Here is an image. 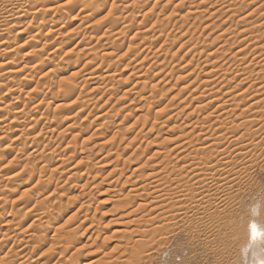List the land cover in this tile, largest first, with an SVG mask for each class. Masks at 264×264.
<instances>
[{"label": "rangeland", "instance_id": "1", "mask_svg": "<svg viewBox=\"0 0 264 264\" xmlns=\"http://www.w3.org/2000/svg\"><path fill=\"white\" fill-rule=\"evenodd\" d=\"M28 1L31 2L3 0L2 3L0 0V264H6L7 259V264H65L76 254H81L80 264H89L92 259L103 258L106 253V261L120 256L118 264H235L243 256V250L237 245L240 238L247 236V221H259L261 215L264 216V147L247 153L243 151L242 154L231 150L228 169L237 173L230 178L235 185L226 186L221 197L224 199L223 207L216 214L211 211L202 216L183 214L171 220L173 212L169 211V207H134L124 211L118 208V204L126 200L129 194L133 196L136 193L132 191L135 186L150 182L147 173L155 160L149 161L143 172L134 176L132 172L142 167L154 152L161 151V159L167 156L169 161L177 162L173 158L179 152L175 150L173 154H167V150L174 146L165 141L186 134L188 131L183 127L194 123L189 120L204 119L207 112L215 111L216 105L225 100L231 107L235 100L232 97L237 98L251 85L253 87L258 82L253 83L259 72L263 74V83L264 66L255 65V57L259 54L254 56L249 53L255 50L256 43L249 39L245 41V36L241 37L240 30L246 28L242 29V23L237 25L239 18L235 12L245 8L250 13L264 4V0H42L41 3L46 6L45 13L38 16L32 15L31 6L32 2L40 3V0ZM17 5L30 8L23 9L29 10V15H12L6 20L8 14L5 12ZM256 16L258 14L253 18ZM231 17L230 21L227 20ZM233 31H237L238 39L235 33L232 39ZM250 42L253 46H249ZM223 45L228 50L221 52ZM258 45L263 48L264 40ZM219 46L221 50L218 54L221 55L212 56L206 63L208 52L212 49L215 51ZM255 47L260 49L257 44ZM202 51L206 52L200 55ZM244 53L248 62L254 60L249 69L254 70L255 75L253 80L248 79L246 85L240 86L243 83L241 73L238 74L233 68L236 65L230 69L233 61L236 63ZM211 62L215 63L217 70L212 69L214 63ZM223 69H229L228 75L231 76L227 79L230 81L228 87L227 80L220 81ZM16 70L19 72L15 73ZM214 70L216 73L220 71L216 76L218 78L208 76ZM236 74L239 77L233 80ZM219 78L218 85L216 82ZM210 79L214 81V86H218L216 91H220L216 94V100L223 101L216 102L213 110L211 107L195 115L193 110L209 93L207 89L215 88L212 84L207 88L202 83ZM68 85H74L77 90L69 100L65 99ZM222 89L232 95L223 96ZM256 90L250 89L242 95L245 98L239 97L232 106L238 107L237 104L245 99L247 103L258 99L255 97L251 100L257 94ZM200 93H205L204 97ZM263 115L259 118L264 124ZM233 118L230 120L240 122ZM261 125L251 130L249 138L257 136L254 138L257 141L264 140ZM245 128L242 127V131L236 129V136L242 134L246 138ZM197 135L191 136L190 140ZM246 164L249 167L247 172ZM123 168L125 173L118 182L115 179ZM113 170L117 172L114 174ZM141 174L144 176L139 178ZM127 177H130L129 180ZM113 181L116 182L112 184ZM81 193L91 195L86 199ZM144 196L146 201L149 200L143 203L148 205L150 196ZM206 200L204 205H208L209 199ZM84 202L90 207H82L81 203ZM256 209L260 210L258 215L254 212ZM131 210L137 214L127 218ZM50 211L54 214L53 219L47 215ZM156 212L165 219L164 222L160 221L162 219ZM124 215L127 217L123 218ZM154 217L157 218L156 222L153 221ZM46 220L52 222L45 225ZM41 223L44 224L43 228L40 227ZM159 224L164 228L160 229ZM44 226L49 228L44 230ZM37 229L40 231H35ZM64 230H78L75 234L82 237L77 239L79 243L73 241L74 244L68 246L62 245V241L57 243L56 233H63ZM123 231H129L128 235L125 233L126 237ZM32 235L34 238L31 239ZM127 237L129 242L126 241ZM58 239L61 240L60 237ZM94 240L97 241L95 244ZM135 243L142 245L141 255H133L127 249L131 251L130 247H134ZM118 245L122 246L120 251L114 250ZM90 246V250L86 249ZM64 247L67 250L63 251ZM261 247L264 258V241ZM116 250L119 252L117 255ZM112 251L115 257L111 256L114 255Z\"/></svg>", "mask_w": 264, "mask_h": 264}, {"label": "bare ground", "instance_id": "2", "mask_svg": "<svg viewBox=\"0 0 264 264\" xmlns=\"http://www.w3.org/2000/svg\"><path fill=\"white\" fill-rule=\"evenodd\" d=\"M6 1V0H5ZM15 1V0H14ZM20 1V0H19ZM26 1V0H25ZM243 1V0H242ZM246 1V0H245ZM13 2V1H12ZM29 3H31L32 2V0H31V2L30 1H28ZM27 2V3H28ZM42 2V0H40V3H38V2H32V15H36L37 14V16H38V14H40L41 15V13H45L44 11H45V8H46V6H44L43 5V3H41ZM43 2H44V0H43ZM206 2V1H205ZM255 2V1H254ZM2 3H3V0H2ZM6 3H9V2H6ZM28 3V4H29ZM86 3H87V1H86ZM224 3H226V2H224ZM231 3V2H230ZM241 3V2H240ZM244 3V2H243ZM242 3V4H243ZM246 3V2H245ZM244 3V5H246ZM256 3V2H255ZM238 4V3H237ZM251 4V3H250ZM261 4V3H260ZM14 5V4H13ZM12 5V6H13ZM29 5H31V4H29ZM65 5V4H64ZM230 5V4H229ZM18 6V5H17ZM14 6V7H10L12 10H9V11H7V12H5L6 13V15L8 14V16L6 17V20L9 18V17H13L12 15H15V17H16V15H20V14H23V13H25L26 14V16H28L29 15V10L28 11H23V9L24 8H26V9H30V8H28V7H20V6ZM211 6H213L214 7V5H211ZM225 6V5H224ZM9 7V6H8ZM87 7V6H86ZM131 7V6H130ZM229 8H230V6H228ZM241 7V6H240ZM245 7V6H244ZM243 7V8H244ZM4 8V7H3ZM2 8V9H3ZM5 8H6V6H5ZM4 8V9H5ZM9 8V9H10ZM242 8V7H241ZM50 9H52V8H50ZM50 9L49 10H47V11H50ZM126 9V8H125ZM226 9V8H225ZM240 9V8H239ZM263 9V11L260 13V11ZM6 10V9H5ZM127 10V9H126ZM190 10V9H189ZM237 10H238V8H237ZM236 10V11H237ZM2 10H0V12H1ZM4 11V10H3ZM95 11V10H94ZM129 11V10H128ZM195 11V10H194ZM233 11V10H232ZM132 12H133V10H132ZM224 12V11H223ZM230 12V10L228 11V13ZM3 13V12H2ZM1 13V14H2ZM195 13V12H194ZM201 13V12H200ZM227 13V12H226ZM237 13V18H239V22H238V26L242 23L244 26H243V28L242 29H245L244 31H241L240 30V32H241V37H244L245 36V38H247V39H245V41H247L248 39V41H255V42H252L253 44H257V46L259 47V43H261V42H263V40H264V4H262V5H260L259 6V8H254L253 10H251V12L249 13V12H246V9L244 8L243 10L242 9H240L239 11H237V12H235V14ZM260 13V14H259ZM4 14V13H3ZM94 14V13H93ZM230 14V13H229ZM234 14V15H235ZM256 14H258V16H256V18H253V17H255V15ZM31 15V14H30ZM231 15V14H230ZM1 16V15H0ZM132 16V15H131ZM233 16V15H232ZM34 17V16H33ZM128 17V16H127ZM129 17H130V15H129ZM186 17V16H185ZM220 17V16H219ZM229 17V16H228ZM235 17V16H234ZM233 17V18H234ZM182 18V17H181ZM187 18H188V16H187ZM145 19V18H144ZM232 19V17L230 18V19H227V20H231ZM235 19V18H234ZM234 19H233V21H234ZM4 20H5V18H4ZM112 21V20H111ZM142 21H143V19H142ZM200 21V20H199ZM233 21H231V22H233ZM116 22V21H115ZM114 22V23H115ZM227 22V21H226ZM235 22V21H234ZM193 23V22H192ZM170 24V23H169ZM231 24V23H230ZM174 25V24H173ZM200 25V24H199ZM232 25H233V23H232ZM235 25H236V23H235ZM237 25H236V27H237ZM1 26V25H0ZM114 26H116V25H114ZM158 26V25H157ZM217 26V25H216ZM162 27V26H161ZM180 27V26H179ZM182 27H183V25H182ZM40 29V31H42L43 30V28L42 27H40L39 28ZM38 29V30H39ZM183 29V28H182ZM193 29V28H192ZM228 29L229 28H227V31H228ZM235 29V28H234ZM237 29V28H236ZM235 29V30H236ZM40 31H38V32H40ZM105 31V30H104ZM157 31V30H156ZM226 31V30H225ZM230 31H231V29H230ZM139 32V31H138ZM160 32H161V30H160ZM235 32H237V31H233V37H232V39L234 38V33ZM239 32V33H240ZM40 33H42V32H40ZM141 33H143V32H141ZM152 33V32H151ZM186 33V32H185ZM227 33V32H226ZM106 34V33H105ZM154 34V33H153ZM161 34V33H160ZM159 34V35H160ZM162 34H164V33H162ZM238 34V33H237ZM39 35V34H38ZM42 35V34H41ZM141 35V34H140ZM240 35V34H239ZM34 36H35V39H37V34L35 33L34 34ZM40 36V35H39ZM147 36V35H146ZM139 37V36H138ZM178 37V36H177ZM180 37H182V36H180ZM224 37V36H223ZM235 37H237V39H238V35L236 36V33H235ZM241 37H239V38H241ZM34 38V37H33ZM166 39V38H165ZM218 39V38H217ZM241 40H242V38H241ZM171 41V40H170ZM190 41V40H189ZM218 41V40H217ZM227 41V40H226ZM230 41V40H229ZM238 41H240V40H238ZM244 41V42H245ZM228 42V41H227ZM226 42V43H227ZM235 42V41H234ZM189 43V42H188ZM190 43H191V41H190ZM229 43H231V42H229ZM237 43V42H236ZM247 43H249V42H247ZM252 43L250 42V44H249V46L250 45H252ZM197 44V43H196ZM231 44H234V43H231ZM230 44V45H231ZM240 44V43H239ZM241 44H242V42H241ZM255 44V45H256ZM263 44V43H262ZM174 45H175V43H174ZM255 45H254V48H255V50L254 51H252V52H249L250 54H254V56H256L257 55V53L259 54L257 57H255V59H257V62H256V64L255 65H257V66H264V46H263V48H262V46L261 47H259L260 49H258L257 50V48L255 47ZM48 46V45H47ZM138 46V45H137ZM248 46V47H249ZM253 46V45H252ZM152 47V46H151ZM195 47V46H194ZM220 47L221 46H219L215 51H213V49L210 51V52H208V54H207V59H206V63H208L207 61H209L210 60V58L212 57V56H215V57H217L219 54V52H220ZM228 48V47H227ZM247 48V47H246ZM182 49V48H181ZM208 50V49H207ZM227 51L226 50V47L223 45L222 46V50H221V52H223V51ZM243 50V49H242ZM242 50H241V52H242ZM246 50V49H245ZM248 50V49H247ZM253 50V49H252ZM169 51V50H168ZM213 51V52H212ZM198 52V51H197ZM206 52V51H205ZM204 51H202L201 52V54L200 55H202V53H205ZM238 52H240V51H238ZM238 52H236L235 54H237L238 55ZM246 52V51H245ZM243 53V52H242ZM223 54V53H222ZM225 54V53H224ZM234 54V55H235ZM248 54V53H247ZM220 55H221V53H220ZM219 55V56H220ZM237 55H235V57L237 56ZM240 55V54H239ZM242 55V54H241ZM222 56H224V55H222ZM243 57L242 58H239V59H237L235 62L236 63H234V61H233V64H232V66H231V69L230 70H232V67L234 66V65H236V66H234L233 68L234 69H236V72L239 74V73H241V76H242V80H243V83L242 84H240V86H244V85H246L248 82H246V80H248V79H252L253 78V76L255 75L254 74V70H252L251 71V69H249V67L251 66L250 64H251V62H253V61H250V62H248L247 61V58H246V54L244 53L243 55H242ZM234 57V58H235ZM220 58H223V57H218V59H220ZM205 59H204V61H205ZM236 59V58H235ZM234 59V60H235ZM11 60V59H10ZM239 60V61H238ZM218 61V60H217ZM229 61V60H228ZM230 61H232V60H230ZM229 61V62H230ZM9 62V61H8ZM15 62V61H14ZM215 62V61H214ZM214 62H211V63H214ZM216 63V62H215ZM215 63L214 64H212V65H214V66H212V69H215L217 66L215 65ZM247 63H248V65H247ZM7 65V64H6ZM211 65V64H210ZM19 66V65H18ZM186 66V65H185ZM198 67V66H197ZM207 67H208V65H207ZM222 67V66H221ZM220 67V68H221ZM229 68H230V66H229ZM212 69H210V71L212 70ZM227 69V68H226ZM184 70V69H183ZM215 70H217V68L215 69ZM214 70V72H207L208 73V76L209 77H211V75H212V77L213 76H218L217 74L218 73H220V71L222 70H220V71H217V73H216V71ZM224 70V69H223ZM17 71V70H16ZM228 71H229V69L228 70H224L223 72L224 73H222V76H221V74H220V76L219 77H221V79L222 80H220V78L219 79H217V82H216V84H218L219 83V80L220 81H226L227 79H229V76H230V74L228 75ZM248 71H250L249 73H248ZM12 72V71H11ZM10 72V73H11ZM19 71H17V72H15V73H18ZM222 72V71H221ZM232 72V71H231ZM235 72V73H236ZM259 72V71H258ZM211 73V74H210ZM232 73H234V72H232ZM256 73H257V71H256ZM263 73V72H262ZM192 74H193V72H192ZM191 74V75H192ZM195 75V74H194ZM197 75V74H196ZM233 75V74H232ZM263 74H261L260 72L259 73H257L256 74V76H255V78H254V80L255 81H253V83L254 82H256V81H258L259 82V80H261L259 83V86H258V82L257 83H255V84H253L252 82V84H253V87H252V85H251V87H249L250 86V84H248L247 86L250 88V89H254V88H257V94H255L254 96H252V98H251V100L253 99V98H255V97H257L258 99H253V101L251 102V103H247V101H246V99L244 100V101H241V102H239L238 104H237V106L238 107H235V106H232V104H233V102H232V104L230 103L234 98H235V100H237V99H240L239 97H242V98H245V97H243L244 95H245V93L246 92H248V91H250V89L249 90H247L245 93L244 92H242L241 94L243 95H241V96H239L238 94H237V96H239V97H237L236 98V96H234V97H232L233 99L229 102V104H231V107H230V105H228L226 102H227V100H225L226 102H221V104H218V106L216 105V108H215V111L213 110L214 109V104L216 103V102H219V101H223V100H216V94L218 93L219 94V92H218V90L216 91V87H218V86H214L215 85V83H213L214 81H212L211 79L209 80V81H207V80H203L204 82H202V83H204V85L206 84V86H207V88H208V86H210L212 83L214 84H212L215 88H213V87H211V88H208L207 90H209L208 92L209 93H206L207 95H205V97L203 96L205 93H200L201 95H202V97H204V100H202V101H200V102H198V106H196L195 108H194V110H193V112H195L194 114L196 115V113H198V112H202V111H204L205 109H209V108H211L212 107V112L211 111H209V112H207L206 113V117L204 118V119H199V120H196L195 118V120L193 119V120H189V119H192V118H189L190 117V114H188L189 115V117L187 116V118H189V119H187V120H189V121H194V123H192L191 122V124L189 125V126H185V127H183L185 130L187 129V133L185 134L184 133V135L183 136H178L175 140H172V141H165V143H172V145L174 146V148H172L171 150H167L168 151V153L167 154H173L172 152L173 151H178L179 152V154H178V156L177 157H175L174 156V158L173 159H176L177 160V162L176 163H173V161H169L168 160V157L167 156H165V158L164 159H161V154H163L161 151H156V152H154L153 154H152V156H151V158L150 159H148L147 158V162L146 163H144V165L142 166V167H137L135 170H133V172H132V175L134 176V175H136L138 172H140V171H142V169L144 168V167H146V166H148V163H149V161H153V160H155V161H153V165L150 167L151 169L149 170V173H147V179L150 181V182H145L144 184H142L141 183V185H138V186H135V188L132 190L133 192H136L133 196H131L130 194H129V196L127 197V199L126 200H122V201H120L119 202V204H118V208L119 209H122V210H124V211H127V209L129 210V208H134V207H148V208H150V207H159L160 209H162L161 207H169V211H171L172 210V212H173V214L172 215H170V219L172 220V217H173V219L176 217V216H179V215H183V214H186V215H189V214H192V215H198V216H202V215H204V214H206L208 211H211L210 213H218V211L221 209V207H223V201H224V199H221V197H222V193H223V196H224V193H225V188H226V186H228V188H229V186L231 185V187H233L234 185H235V183L233 184V181H232V179H230L232 176H234V174L235 173H233L234 172V170L232 171V169L230 170V169H228V166L230 167V165H231V163L229 162L230 161V159H231V156H230V154L232 153V151L231 150H235L236 152H238V153H241V152H243V151H246V153L247 152H249V151H252V150H254V151H256L257 149H259V148H261V147H264V140L262 139L261 141H257V139H254V138H256V137H253V135H252V137L253 138H249V135L252 133L251 132V130H253V128H258L259 126H260V124L262 123V125H263V128H264V124H263V121H261V119L259 118V117H261V115H263L262 114V112H264V81H263V83H262V76ZM114 76H115V74H114ZM237 76L239 77V75H235L232 79L233 80H235V77L237 78ZM187 77V76H186ZM185 77V78H186ZM207 77V76H206ZM231 77V76H230ZM25 78V77H24ZM216 78H218V77H216ZM231 79V80H232ZM213 80H214V78H213ZM237 80V79H236ZM241 79H240V81H242ZM253 80V79H252ZM226 82H228V80L226 81ZM222 83V82H221ZM220 83V84H221ZM230 83V81L228 82V83H226L227 84V87H228V84ZM249 83H250V80H249ZM94 85V84H93ZM187 85V84H186ZM190 85V84H189ZM192 85V84H191ZM219 85V84H218ZM224 85H225V83H224ZM230 85V84H229ZM239 85V84H238ZM236 86V85H235ZM97 87V86H96ZM231 87V86H230ZM234 87V86H233ZM220 88H222L221 87V85H220ZM245 88V87H244ZM67 89V92H66V95H65V99H67V100H69V99H71L72 98V96L73 95H75L76 93H77V90H76V88L74 87V85L72 86V87H69V85H68V88H66ZM196 89V88H195ZM224 89V88H223ZM221 90L222 91V93H224L223 94V96H228V95H230L231 93H227L226 91V95H225V92H223L224 90ZM228 89H230V88H228ZM181 90V89H180ZM182 90H183V88H182ZM197 90H199V87L197 88ZM196 90V91H197ZM215 90V91H214ZM225 90H227L226 88H225ZM233 90V89H232ZM242 90V89H241ZM35 91H36V89H35ZM184 91V90H183ZM231 91V90H230ZM236 91V90H235ZM205 92H207V91H205ZM233 93V92H232ZM199 94V95H200ZM247 94V93H246ZM81 95V94H80ZM198 95V96H199ZM232 95V94H231ZM198 96H196V97H198ZM221 96V95H220ZM222 96V97H223ZM201 97V96H200ZM201 97V98H202ZM215 99H214V98ZM222 97H219V98H222ZM229 97H231V96H229ZM201 98H199V99H201ZM217 98H218V96H217ZM64 99V100H65ZM79 99V98H78ZM203 99V98H202ZM226 99H228V98H226ZM230 99V98H229ZM66 100V101H67ZM235 100H233L234 101V104H236L235 103ZM59 101V100H58ZM194 101H196L197 102V98H195L194 99ZM238 101H240V100H238ZM237 101V102H238ZM248 101H250V99L248 100ZM61 102V101H60ZM192 103V102H191ZM63 104V103H62ZM61 104V105H62ZM73 104V103H72ZM233 104V105H234ZM28 106V105H27ZM64 106V105H63ZM60 107V106H59ZM58 107V108H59ZM234 107V108H233ZM35 108V107H34ZM38 108V107H37ZM58 108H56V109H58ZM61 108V107H60ZM184 111V110H183ZM18 113V112H17ZM25 113V112H24ZM192 113V112H191ZM217 114V115H214V114ZM261 113V114H260ZM22 115H20V117H21ZM24 117V116H23ZM158 117H160V116H158ZM193 117V116H192ZM232 117H234L233 119H237V120H239L240 122L239 123H236L235 121H233V120H230V119H232ZM263 117H264V115H263ZM263 117H262V119H263ZM156 119V118H155ZM5 121V120H4ZM33 121V120H32ZM183 121V120H182ZM17 122V121H16ZM21 122V121H20ZM36 122V121H35ZM184 122V121H183ZM188 123V122H187ZM15 124V123H14ZM17 124H18V122H17ZM189 124V123H188ZM200 124V126H198ZM154 125V124H153ZM187 125V124H186ZM261 125V126H262ZM156 127V126H155ZM180 127H182V126H180ZM242 127H246L245 129H246V138H244V135H239V136H236L237 135V133H236V129L238 130H241V128ZM32 128V127H31ZM173 128V127H172ZM182 128V129H183ZM151 129H154V128H151ZM174 129H176V128H174ZM182 129L180 130V131H182ZM183 129V130H184ZM244 129V128H243ZM235 130V131H234ZM150 131V130H149ZM242 131V130H241ZM262 131V130H261ZM261 131H260V133H261ZM152 132V131H151ZM186 132V131H185ZM240 132V131H239ZM245 132V131H244ZM244 132H243V134H244ZM259 132V131H258ZM257 131H256V133H258ZM255 132H253V134H254ZM255 133V134H256ZM259 133V134H260ZM196 135V134H198L197 136H194L195 137V139L194 138H192L191 140H190V138H191V136H193V135ZM95 135V134H94ZM263 135V134H262ZM251 136V135H250ZM259 136V135H258ZM34 137V136H33ZM176 137V136H175ZM174 137V138H175ZM248 137V138H247ZM263 138H264V136H262ZM19 138V137H18ZM17 138V139H18ZM260 138H261V135H260ZM172 139V138H171ZM245 139H246V141H245ZM186 141H188V142H186ZM40 145V144H39ZM100 145H102V144H100ZM99 145V146H100ZM34 146V145H33ZM47 146V145H46ZM106 146V145H105ZM39 147V146H38ZM43 147V146H42ZM109 147V146H108ZM35 148V147H34ZM47 148V147H46ZM37 149V148H36ZM110 149V148H109ZM43 151V150H42ZM41 151V152H42ZM47 151V150H46ZM52 151V150H51ZM175 151V152H176ZM165 152V154H166V151H164ZM39 153V152H38ZM252 153V152H251ZM32 154H33V152H32ZM50 154H51V152H50ZM78 154V153H77ZM166 154V155H167ZM242 154V153H241ZM47 155V154H46ZM54 155V154H53ZM57 155H58V153H57ZM72 155H74V154H72ZM182 156V157H180V156ZM234 155V154H233ZM255 155V154H254ZM45 156V155H44ZM239 156H241V155H239ZM48 157V156H47ZM46 157V158H47ZM130 157V156H129ZM37 158V157H36ZM41 158V157H40ZM44 158V157H43ZM51 158V157H50ZM77 158V157H76ZM84 158V157H83ZM88 158V157H87ZM179 158V159H178ZM48 159V158H47ZM67 159V158H66ZM70 159V158H69ZM128 160L130 159V158H127ZM160 159H161V161H160ZM233 159V158H232ZM16 160V159H15ZM46 160V159H45ZM62 160V159H61ZM136 160V159H135ZM134 160V161H135ZM141 160V158L139 159V161ZM244 160V159H243ZM242 160V161H243ZM41 161V160H40ZM66 161H68V160H66ZM132 161V160H131ZM130 161V162H131ZM157 161V162H156ZM232 161V160H231ZM234 161V160H233ZM181 162V163H180ZM135 163H138V161H136ZM229 163H230V165H229ZM233 163V162H232ZM150 164V163H149ZM47 165V164H46ZM49 165H51V161H50V163H49ZM48 166V165H47ZM243 166H244V164H243ZM51 167V166H50ZM125 168H126V165H125ZM125 168H123V169H121L120 171H121V174L119 175V177L117 178V179H115L116 181L119 179L120 180V178L123 176V174L125 173L124 171H125ZM244 168V167H243ZM248 166H247V164H246V172H247V170H248ZM242 169V168H241ZM245 169V168H244ZM40 170V169H39ZM57 170V169H56ZM44 171V169H42V172ZM45 172V171H44ZM117 171H115V173H116ZM143 172V171H142ZM85 173V172H84ZM113 173H114V170H113ZM114 173V174H115ZM83 174V173H82ZM88 174V173H87ZM237 174V173H236ZM235 174V175H236ZM32 176H34V175H32ZM46 176V175H45ZM144 176V174H141V175H139L138 177L140 178V177H143ZM39 177V176H38ZM73 177V176H72ZM88 177V176H87ZM146 177V176H145ZM15 178V177H14ZM31 178V177H30ZM34 178V177H33ZM51 178V177H50ZM129 178L130 177H127V179L129 180ZM40 179V178H39ZM38 179V180H39ZM93 179V178H92ZM95 179V178H94ZM97 179V178H96ZM147 179H145V180H147ZM235 179V178H234ZM44 180V179H43ZM46 180V179H45ZM119 180H118V182H119ZM144 180V179H143ZM47 181V180H46ZM81 182H82V180H80ZM86 181V180H85ZM95 181V180H94ZM93 181V182H94ZM116 181H113V182H111L112 184L114 183V182H116ZM141 181H142V179H141ZM104 182V181H103ZM127 182V181H126ZM230 182V183H229ZM49 183V182H48ZM89 182H87V184H88ZM232 183V184H231ZM85 184V183H84ZM84 184H82L81 186H83L84 187ZM94 184V183H93ZM126 184V183H125ZM96 185V184H95ZM100 185H102V184H100ZM111 185V184H110ZM40 186H42V185H40ZM112 186V185H111ZM46 187H48V186H46ZM98 187V186H97ZM84 188H86V187H84ZM48 189V188H47ZM227 189V188H226ZM41 191V190H40ZM44 192V191H43ZM85 192V191H84ZM108 192H110V191H107V193ZM111 192H113V191H111ZM131 192V191H130ZM54 193V192H53ZM132 193V192H131ZM82 194V193H81ZM91 195V193H83L81 196H83V197H89ZM144 195H146L147 197H149L150 196V201H149V204L147 205V204H144L145 203V201H146V199H144ZM82 197V198H83ZM199 198V199H198ZM3 199V198H2ZM52 199V198H51ZM87 199V198H86ZM208 200L209 199V201H208V205H204V201L205 200ZM47 200V199H46ZM89 200V199H88ZM149 200V199H148ZM147 200V201H148ZM206 200V201H207ZM222 200V201H221ZM116 201V200H115ZM118 201V200H117ZM140 201L142 202V203H140ZM146 201V202H147ZM213 201V203H211ZM86 202H88L87 200H86ZM90 202V201H89ZM88 202V203H89ZM144 202V203H143ZM161 204H160V203ZM209 202L211 203V204H209ZM43 203V202H42ZM82 204V207H90V204L89 205H87L85 202L84 203H81ZM37 205V204H36ZM40 206V205H39ZM43 206H46V205H43ZM47 207V206H46ZM56 207V206H55ZM81 206L79 207V208H82ZM176 207V208H175ZM34 208H36V207H34ZM33 208V209H34ZM42 208H44V207H42ZM48 208V207H47ZM78 208V209H79ZM155 208L153 209V210H155ZM158 208V209H159ZM49 209V208H48ZM55 209H57V208H55ZM54 209V210H55ZM60 209V208H59ZM126 209V210H125ZM175 209V210H174ZM54 210H52V211H54ZM58 210V209H57ZM56 210V211H57ZM61 210V209H60ZM80 210V209H79ZM84 210H85V208H84ZM89 210V209H88ZM139 210V209H138ZM138 210H136V211H138ZM149 210H152V209H149ZM148 210V211H149ZM168 210V209H167ZM263 210V209H262ZM40 211V210H39ZM47 211V210H46ZM46 211H45V213H46ZM52 211H50L49 213L47 212V215H49L48 217H49V219L50 218H52L53 217V213L51 214V212ZM56 211H54L55 213H56ZM81 211V210H80ZM119 211V210H118ZM156 211H158V210H156ZM166 211V210H165ZM86 212H88L89 213V211H87V209H86ZM85 212V213H86ZM139 212V211H138ZM151 212V211H150ZM161 214H162V212L161 211H159ZM41 213H43V211L41 212ZM84 213V214H85ZM129 213H130V211H129ZM136 213V212H135ZM134 213V211H132L131 210V213L130 214H127L129 217H127V215H124V216H122L123 218L125 217H127V218H130L131 216L130 215H134L135 214ZM166 213V212H165ZM263 213V212H262ZM44 214V213H43ZM42 214V215H43ZM62 214V213H61ZM87 214V213H86ZM137 214V213H136ZM156 214H157V212H156ZM160 214V216H162ZM58 215V214H57ZM88 215V214H87ZM123 215V214H122ZM159 215V213L157 214V216ZM167 215H169L168 213H167ZM56 216V215H55ZM83 216H85L86 217V215H83ZM164 216V215H163ZM262 216V218H260L259 219V221L258 220H254V219H251V220H249V221H247V224H246V238L245 239H243V238H240L239 240H238V245L237 246H239L240 247V249H242L243 250V256H240L237 260H236V263L235 264H262V262H264V258H263V256H262V254H263V248L261 247V245H262V243H263V241H264V236H258L257 238H256V240L255 241H253L252 240V238H251V228H250V225L253 223V222H255L256 224H257V228H258V231L259 232H264V225H262V221L264 220V216L263 215H261ZM16 217V216H15ZM38 217H39V215H38ZM45 217V216H44ZM121 217V218H122ZM140 217V216H139ZM142 217V216H141ZM159 217V216H158ZM37 218V217H36ZM40 218V217H39ZM38 218V219H39ZM92 218V217H91ZM143 218V217H142ZM153 218V217H152ZM160 218V217H159ZM15 219V218H14ZM37 219V220H38ZM45 219H47V217H45ZM53 219V218H52ZM57 219V218H56ZM155 219H157L156 217H154V219H153V221H155ZM160 219H162V220H160V221H162V222H164L165 221V219L164 218H160ZM168 219V218H167ZM44 220V219H43ZM82 220V219H81ZM81 220H79V221H81ZM84 220H86V218H84ZM83 220V221H84ZM92 220V219H91ZM136 220V219H135ZM135 220H133V222L132 223H134L135 222ZM170 220V221H171ZM36 221V220H35ZM39 221V220H38ZM83 221H81V222H83ZM132 221V220H131ZM46 223H45V225H47L48 223H51L52 221L51 220H46L45 221ZM87 222V221H86ZM86 222H83L84 224L86 223ZM137 222V221H136ZM150 222H151V220H150ZM156 222V221H155ZM264 222V221H263ZM34 223V222H33ZM40 222H38V224H39ZM83 223H82V225H83ZM88 223V222H87ZM92 223V222H91ZM140 223V222H139ZM148 223V222H147ZM158 223H161V222H158ZM166 223H167V221H166ZM11 224V223H10ZM9 224V225H10ZM37 224V225H38ZM129 224V223H128ZM8 225V226H9ZM31 225V224H30ZM41 226L40 227H42L44 224L43 223H41L40 224ZM80 225V224H79ZM82 225H80V226H82ZM156 225H157V223H156ZM168 225V224H167ZM167 225H165V226H167ZM5 226V225H4ZM12 226V225H11ZM49 226V225H48ZM48 226H44V230H46L47 228H49ZM79 226V228H81ZM84 226V225H83ZM127 226V225H126ZM140 226V225H139ZM161 225L159 224V227H160ZM213 226H215V223H213ZM31 227H33V226H31ZM39 227V226H38ZM37 227V228H38ZM39 227V228H40ZM47 227V228H46ZM77 227V226H76ZM76 227H74V228H76ZM90 227V226H89ZM89 227H87L88 229H89ZM129 227V226H128ZM157 227V226H156ZM155 227V228H156ZM163 226H161L160 227V229L162 228ZM168 227V226H167ZM43 228V227H42ZM60 228V227H59ZM63 228V227H62ZM73 228V229H74ZM141 228V227H140ZM153 228V227H152ZM154 228V229H155ZM164 228V227H163ZM162 228V229H163ZM10 229V228H9ZM21 229V228H20ZM33 229V228H32ZM41 229V228H40ZM61 229V228H60ZM77 229V228H76ZM157 229V228H156ZM156 229H155V231H156ZM159 229V228H158ZM8 230V229H7ZM6 230V231H7ZM42 230V229H41ZM43 230V231H44ZM66 230V229H65ZM65 230H64V232L63 233H56V241H57V243H60L61 241V244L63 243V244H66L67 246L69 245V244H74L73 243V241L75 242H77L78 240L77 239H79V238H82V237H78L77 235H78V233H77V235L75 234L76 233V231H78V230H73L72 232H69L70 230H68V232L66 231L65 232ZM90 230V229H89ZM126 230V229H125ZM148 230V229H147ZM9 231V230H8ZM29 231H30V229H29ZM34 231V230H33ZM35 231H40L39 229H37V230H35ZM55 231H57V229L55 230ZM46 233H47V231H45ZM49 232V231H48ZM74 232V233H73ZM122 231H120L119 233H121ZM132 232V231H131ZM151 232V231H150ZM18 233V232H17ZM35 233H37V232H35ZM43 233V232H42ZM123 233H124V235H125V233L128 235V233H129V231H123ZM132 233H134V231L132 232ZM5 234V233H4ZM7 234V233H6ZM84 234H85V232H84ZM84 234H82L81 236H83ZM135 234V233H134ZM36 235V234H35ZM42 235H45V233L44 234H42ZM54 235V234H53ZM93 235V234H92ZM146 235V234H145ZM8 236V235H7ZM17 236V235H16ZM55 236V235H54ZM53 236V237H54ZM131 236V235H130ZM133 236V235H132ZM135 236V235H134ZM142 236H143V234H142ZM28 237H30V236H28ZM32 237L34 238V235H32L30 238L32 239ZM37 237V236H36ZM43 237V236H42ZM58 237H60L61 238V240H59L58 239ZM90 237L91 236H89V238H88V240H87V242L89 241V239H90ZM94 237V236H93ZM125 237H126V235H125ZM139 237V236H138ZM137 237V238H138ZM29 238V239H30ZM39 238L40 239H42L41 238V236H40V234H39ZM49 238V237H48ZM51 238V237H50ZM128 238V237H127ZM144 238V237H143ZM2 239V238H1ZM51 239H53V238H51ZM58 239V240H57ZM97 239V238H96ZM123 239V238H122ZM4 240V239H3ZM11 240V239H10ZM35 240V239H34ZM37 240V239H36ZM43 240V239H42ZM45 240V239H44ZM43 240V241H44ZM54 241H55V238L53 239ZM130 240H131V238H130ZM8 241V240H7ZM31 241V240H30ZM43 241H41V242H43ZM58 241H60V242H58ZM95 241L96 240H94V244H95ZM127 242H129V238L126 240ZM138 241V240H137ZM140 241V240H139ZM39 242V241H38ZM47 242V241H46ZM53 242V241H52ZM93 242V241H92ZM91 242V243H92ZM97 242V241H96ZM131 242V241H130ZM135 242V241H134ZM5 243H6V241H5ZM24 243V242H23ZM54 243V242H53ZM52 243V245H54ZM77 243H79V242H77ZM126 243V242H125ZM139 243V242H138ZM138 243H135V246L134 247H130L131 248V251H130V249L129 248H127V247H124V248H127L128 250H129V252H131L133 255L134 254H137V255H141V253H143L142 251H141V249H142V245L140 244H138ZM140 243H141V241H140ZM2 244V243H1ZM4 244V243H3ZM35 244H36V242H35ZM49 244V243H48ZM62 244V245H63ZM94 244H93V246H94ZM121 244V243H120ZM123 244H124V242H123ZM127 244V243H126ZM143 244V243H142ZM27 245V244H26ZM51 245V244H50ZM66 245H64L65 247H66ZM76 245V244H75ZM74 245V246H75ZM57 246H59L58 244H57ZM91 246H92V244H91ZM91 246L90 247H86V249H89V248H91ZM126 246V245H125ZM3 247V246H2ZM24 247V246H23ZM56 247V246H55ZM64 247V250L63 249H61V251L63 250V251H65V249L67 248H65ZM95 247V246H94ZM120 247V248H119ZM121 245L119 246H117V247H114L113 249L115 250V249H119V251H120V249H121ZM1 248V247H0ZM27 248V247H26ZM61 248H62V246H61ZM85 248V247H84ZM97 248V247H96ZM68 249V248H67ZM66 249V250H67ZM86 249H84V250H86ZM95 249V248H94ZM52 250V249H51ZM50 250V251H51ZM83 250V249H82ZM90 250V249H89ZM113 250V251H114ZM10 251H11V249H10ZM59 251V250H58ZM97 251V249L95 250V252ZM100 251V250H99ZM113 251L111 252V253H113ZM123 251H125V250H123ZM122 251V252H123ZM127 251V250H126ZM3 252V251H2ZM20 252V251H19ZM60 252V251H59ZM79 252H81L80 250H79ZM116 252V255H117V253H119L117 250L115 251ZM128 252V253H129ZM62 253V252H61ZM66 253V252H65ZM64 253V254H65ZM97 253V252H96ZM110 253V254H111ZM63 254V253H62ZM61 254V255H62ZM94 254V253H93ZM107 254V253H106ZM106 254L105 255H103V258H96V260L94 259H92V262L91 263H89V264H118L120 261H121V258H120V256H119V258L118 259H112V261H106V259L108 258L107 256H108V254H107V256H106ZM109 254V255H110ZM114 254V253H113ZM124 254V253H123ZM122 254V255H123ZM126 254V253H125ZM7 255V254H6ZM8 255H9V253H8ZM81 254H76V255H72L66 262H65V264H80V262H81V257H79ZM89 255H90V253H89ZM92 255V254H91ZM95 255V254H94ZM94 255H92V256H94ZM12 256V255H11ZM15 256V255H14ZM97 256H98V253H97ZM111 256L113 257H115V254L114 255H112L111 254ZM83 257V256H82ZM85 257V256H84ZM89 257H91V256H89ZM107 257V258H106ZM111 257V258H112ZM7 258V257H6ZM6 258H5V260H6ZM11 258V257H10ZM85 259V258H84ZM110 259V258H109ZM1 260H3V259H1ZM27 260V259H26ZM8 261V262H7ZM7 261H3V262H7V263H9V260L7 259ZM6 263V264H7ZM56 263H58V262H56ZM22 264V263H21Z\"/></svg>", "mask_w": 264, "mask_h": 264}, {"label": "snow or ice", "instance_id": "3", "mask_svg": "<svg viewBox=\"0 0 264 264\" xmlns=\"http://www.w3.org/2000/svg\"><path fill=\"white\" fill-rule=\"evenodd\" d=\"M254 212H255V214L258 215L260 213V210L256 209V210H254ZM250 228H251V238L253 241H255L258 236H264V232L258 231L257 224L255 222H253L250 225ZM262 264H264V262H262Z\"/></svg>", "mask_w": 264, "mask_h": 264}]
</instances>
